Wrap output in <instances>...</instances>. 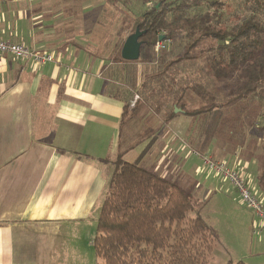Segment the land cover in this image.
I'll return each mask as SVG.
<instances>
[{
  "label": "crops",
  "instance_id": "0c3cea01",
  "mask_svg": "<svg viewBox=\"0 0 264 264\" xmlns=\"http://www.w3.org/2000/svg\"><path fill=\"white\" fill-rule=\"evenodd\" d=\"M91 11L88 1L0 0V39L55 57L38 65L0 55V264H99L94 239L112 162L122 154L123 161L163 178L174 165L185 168L179 134L191 117L184 113L168 122L157 114L152 138L124 149L133 126L127 107L139 98L127 75L135 62L116 63L121 72L109 80L114 64L103 34L100 40V21L89 25ZM150 117L147 111L141 121ZM157 135L166 155L151 162ZM192 155L203 154L193 149ZM252 168L244 162L243 176L262 193ZM211 173V181L192 176L193 191L201 199L224 193L240 203L233 186ZM253 217V235L262 245L264 220Z\"/></svg>",
  "mask_w": 264,
  "mask_h": 264
},
{
  "label": "trees",
  "instance_id": "16d2710c",
  "mask_svg": "<svg viewBox=\"0 0 264 264\" xmlns=\"http://www.w3.org/2000/svg\"><path fill=\"white\" fill-rule=\"evenodd\" d=\"M106 1L127 4L126 0ZM144 4L146 9L134 22V32L137 28L146 32L140 40L143 47L155 49L164 36L165 51L175 46L182 50L181 56L163 65V74L173 65L206 55L215 79L235 77L239 81L224 102L194 111L182 103L183 96H173L182 113L199 116L248 99L264 107V0H240L238 4L144 0ZM235 9L244 14L235 12V21L226 25L228 11ZM259 130L264 133V126ZM122 158L120 154L97 222L94 250L99 264H212L218 238L199 212L191 217L195 207L190 196L139 162ZM257 185L264 194V180L258 179Z\"/></svg>",
  "mask_w": 264,
  "mask_h": 264
},
{
  "label": "rangeland",
  "instance_id": "374dc122",
  "mask_svg": "<svg viewBox=\"0 0 264 264\" xmlns=\"http://www.w3.org/2000/svg\"><path fill=\"white\" fill-rule=\"evenodd\" d=\"M77 1L90 3L92 11L89 25H94V19L100 21L98 28L100 40L101 34H103L106 43L105 48L109 53L106 56L109 62L114 64L107 70L106 74L109 80L114 82L118 79L116 78L117 74L121 72L119 69L121 66L118 67L116 64L122 60L121 49L127 37L135 30L136 17L147 6L144 4V0H126V5L119 3L111 5L106 0H104L105 5L94 0ZM221 1L227 4L240 2V0ZM235 12L244 14L236 9L228 11L225 20L226 25L235 21L233 16ZM113 47L114 52L112 53ZM207 48L204 47L203 49ZM163 51L156 53L155 49L143 47L140 60L136 61L131 66L132 68L130 67L127 71V75L130 79L132 78V87L135 88L136 86L134 96L137 95L139 98L135 101L134 106L127 107L126 119H131L129 121L133 122V126L125 135L127 140L123 144L124 149L147 136L152 138L154 130L158 129L157 114L160 119L166 122L175 117L174 113L178 112L173 96H183L182 103L188 107L189 111H194L201 106L224 102L227 94L239 85V81L235 77L228 80L215 79L209 71V63L206 58L209 56L206 55L199 56L196 60L183 61L173 65L168 72L163 74L165 69L163 65L174 60L175 57L181 56L182 50L175 46L168 51ZM147 111L151 112V117L144 123L141 121V116ZM189 122L191 124L185 121V128L179 134L186 143L185 152H180L186 163L185 168L182 164L179 168L176 165L172 166L167 179L179 185L190 196L195 207L191 217H196V212H199L217 236L218 242L213 254L215 260L212 264H229L230 262L234 264L238 262L264 264V244L258 245L253 235L254 214L252 215V211L241 201L239 203L224 193L216 194L213 192L212 197L201 199L197 192L191 188L190 182L195 174L201 176H199L200 180L206 177L211 181L213 178L202 158L192 155L193 149L228 164H232L237 153L239 154L237 169L242 170L244 162H246L254 167L252 168L254 172L252 171L251 174L264 180V133L259 130L260 127L264 126L262 103L254 99L244 100L234 105H225L220 109H214L206 114L191 117ZM253 125L257 127L254 128ZM162 133L165 132L162 131ZM158 136H156V140ZM160 138L161 135L158 140ZM163 146L164 144L158 141L159 151L152 157L151 162H156L166 155V153L161 152ZM169 158L167 157L166 161ZM128 160L130 159L128 158ZM117 161L116 159L114 163L112 162L113 173L117 168ZM171 161H173L172 158ZM148 170L150 171V169Z\"/></svg>",
  "mask_w": 264,
  "mask_h": 264
},
{
  "label": "built area",
  "instance_id": "2783aa9c",
  "mask_svg": "<svg viewBox=\"0 0 264 264\" xmlns=\"http://www.w3.org/2000/svg\"><path fill=\"white\" fill-rule=\"evenodd\" d=\"M167 48V42H158L155 46L156 53ZM0 55L10 56L17 60H31L38 65H45L55 61V57L49 53H41L24 44L14 43L0 39ZM204 165L209 171L216 174L220 179L228 181L237 194L240 201L246 205L254 216L264 220V194L256 192L244 178L242 170H238V164H228L224 161L213 159L210 155L201 156ZM263 197V198H260Z\"/></svg>",
  "mask_w": 264,
  "mask_h": 264
},
{
  "label": "water",
  "instance_id": "95a60500",
  "mask_svg": "<svg viewBox=\"0 0 264 264\" xmlns=\"http://www.w3.org/2000/svg\"><path fill=\"white\" fill-rule=\"evenodd\" d=\"M146 34L145 31H141L139 28L134 33L129 35L121 49V58L127 62H136L140 60L142 54L143 42L140 40ZM164 36L159 38V42H163ZM178 113H182V110L176 108Z\"/></svg>",
  "mask_w": 264,
  "mask_h": 264
}]
</instances>
